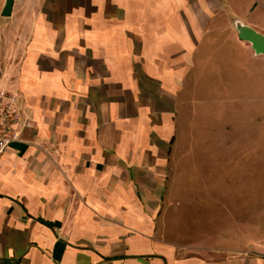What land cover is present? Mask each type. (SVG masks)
<instances>
[{
    "label": "crops",
    "instance_id": "1",
    "mask_svg": "<svg viewBox=\"0 0 264 264\" xmlns=\"http://www.w3.org/2000/svg\"><path fill=\"white\" fill-rule=\"evenodd\" d=\"M10 17L0 264H264L257 181L228 233L226 212L201 231L166 190L197 68L223 56L227 32L264 64L236 30L264 35V0H14Z\"/></svg>",
    "mask_w": 264,
    "mask_h": 264
},
{
    "label": "rangeland",
    "instance_id": "2",
    "mask_svg": "<svg viewBox=\"0 0 264 264\" xmlns=\"http://www.w3.org/2000/svg\"><path fill=\"white\" fill-rule=\"evenodd\" d=\"M2 13L1 37L11 19ZM232 34L227 32L219 51L223 56L195 71L188 102L187 97L179 101L177 132L168 151L172 160L168 200L180 203L184 213L187 206L193 209L191 223L201 231L207 219L224 221L225 212L227 233L234 229L241 217L236 215L241 186L250 189L257 181L259 206L264 208V76L256 74L264 64L250 50L233 46ZM2 52L1 41V68Z\"/></svg>",
    "mask_w": 264,
    "mask_h": 264
},
{
    "label": "built area",
    "instance_id": "3",
    "mask_svg": "<svg viewBox=\"0 0 264 264\" xmlns=\"http://www.w3.org/2000/svg\"><path fill=\"white\" fill-rule=\"evenodd\" d=\"M16 119L14 97L6 89L0 88V160L8 146L16 140V136L10 134Z\"/></svg>",
    "mask_w": 264,
    "mask_h": 264
},
{
    "label": "water",
    "instance_id": "4",
    "mask_svg": "<svg viewBox=\"0 0 264 264\" xmlns=\"http://www.w3.org/2000/svg\"><path fill=\"white\" fill-rule=\"evenodd\" d=\"M14 0H7L6 6L3 10V17H10L13 10ZM236 30L239 34V39L251 45L256 55L264 56V35L257 33L252 28L243 25L240 22L236 24Z\"/></svg>",
    "mask_w": 264,
    "mask_h": 264
}]
</instances>
